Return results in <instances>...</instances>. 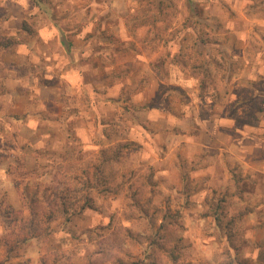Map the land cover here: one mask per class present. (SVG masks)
<instances>
[{
  "label": "rangeland",
  "instance_id": "rangeland-1",
  "mask_svg": "<svg viewBox=\"0 0 264 264\" xmlns=\"http://www.w3.org/2000/svg\"><path fill=\"white\" fill-rule=\"evenodd\" d=\"M236 1L0 0V51L6 39L38 48L49 29L68 52L85 30L95 71L82 74L93 93L62 94L40 116L32 108L39 131L17 138L0 124V264H264V73L251 58L264 33L255 26L245 53L229 57L246 42H228L223 16L236 17ZM138 57L157 77L150 101L135 98L151 82ZM181 74L194 95L175 85ZM197 98L218 118L175 127Z\"/></svg>",
  "mask_w": 264,
  "mask_h": 264
},
{
  "label": "crops",
  "instance_id": "crops-1",
  "mask_svg": "<svg viewBox=\"0 0 264 264\" xmlns=\"http://www.w3.org/2000/svg\"><path fill=\"white\" fill-rule=\"evenodd\" d=\"M252 5L253 2L249 0H244L243 4L236 1L233 6L232 3L229 5L232 10H235L236 17L231 19V17L223 16L225 20L229 21V25H233V27H229L228 42L230 43L235 40L238 42L246 41L234 51L232 50V47H228L229 57L235 59L241 57V48L244 50L242 53H245V50H247L248 47L247 42L251 38L250 34L253 35L255 26L264 33V8H261L260 10V7L264 4L256 8H253ZM258 10L260 11L256 12ZM227 11L228 14L230 13L231 15V12L228 9ZM237 24L238 28L235 27ZM55 33L56 34L50 32L49 29L45 32L43 31L39 36L40 38H36L38 48H36L35 45L32 47L28 45L27 47V44H17L13 47H5L4 50L0 51V124H2L3 129L10 131V133L17 138L23 137L24 127L27 129L29 128L31 131H39L38 124L40 122V117L39 119L38 117L36 119L32 118L33 116L31 114L33 113V107H38L37 114L40 116L39 112L47 108L49 103H58L62 94L69 95L72 90L77 92L83 87L93 93L92 82L90 80L86 81V78H84L85 81H82V74H93L95 72L90 67V61L87 60V58L92 55V44L91 40L86 35L87 32L84 30L83 33L78 32L70 37L69 44L71 45V50L68 52L62 50V46L59 42V33ZM260 39L264 41L262 36H260ZM41 46H44L45 48H42ZM46 47H48V49ZM254 57L255 60L252 63L253 66L256 63L257 65L260 64V66H263V69H260V67L258 69L259 75L262 76L264 73V47L255 54L252 52L251 58L254 59ZM242 60L245 65V76H253V68L255 67L248 64V57H246L245 54H243ZM33 61H37L43 65L39 74L37 75V73H35L36 78L30 69ZM80 61L83 63V70L80 67ZM136 62L139 66L141 65V67H143L141 71L138 69L139 73L146 75L151 79V82H149V85L147 86V93L139 92L135 98L138 102L145 101L146 99H149L150 101L151 96L154 93L150 95L149 88H153L154 82H157V77L155 79L156 74L151 67L150 61L146 60L145 57H138ZM26 66H28L27 75L23 76V68L25 69ZM43 76L48 80V83H42ZM49 79H52V82H49ZM257 79L261 81V77H257ZM178 80L175 85L179 86L183 91H188L187 94L194 95V85L191 83L192 81L190 77L182 75ZM245 82L247 83V81ZM173 83L174 82H171V85ZM116 85L117 87L120 86L119 84ZM60 89H64V91L60 92ZM29 90H35L32 98L26 96ZM103 94L104 93L100 91L99 95L101 99L103 96L104 100H106V97ZM23 97L25 98L24 103ZM197 100L200 105L196 104L194 112L183 109L181 111L183 114H181L180 117L169 119L175 123V127L188 132L191 130L192 126L183 127V124L190 123L191 125H202L209 118L207 116H211L212 123L218 118V115H215L217 114V107H212L213 103L210 98H197ZM30 101L34 104L31 105ZM262 102L263 101H261V103ZM154 111L155 107H149L144 113L147 115L145 119L150 120L151 117H154ZM207 111L208 113H206ZM23 113H25L24 118ZM135 114L139 115L137 112H135ZM204 114H207V118L203 117ZM72 116L73 115H69L67 119L70 121ZM62 119L63 118H60V120ZM210 131H212V129ZM199 143L200 142L198 141L196 144L199 145L196 148L197 151L204 152L210 150V146L208 147L205 144ZM211 148L213 149V147Z\"/></svg>",
  "mask_w": 264,
  "mask_h": 264
},
{
  "label": "trees",
  "instance_id": "trees-1",
  "mask_svg": "<svg viewBox=\"0 0 264 264\" xmlns=\"http://www.w3.org/2000/svg\"><path fill=\"white\" fill-rule=\"evenodd\" d=\"M23 29L26 30V31H31L30 28H29L28 26H26V25H23ZM200 42H201L202 44H204L203 41H200ZM13 43H14V42H13L12 40H10V39H6V42H5V43L2 42V43H1V46L5 48V47H8V46H10V45H13ZM201 89H202V88H201ZM214 221H218V218L215 217V218H214ZM215 225H216L217 228H219V226H220V225H218L217 223H215ZM238 264H245V263L243 262V263H238ZM246 264H261V262H260V261H259V262H254V261H252V260H250V259H247V260H246Z\"/></svg>",
  "mask_w": 264,
  "mask_h": 264
}]
</instances>
